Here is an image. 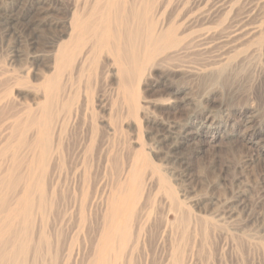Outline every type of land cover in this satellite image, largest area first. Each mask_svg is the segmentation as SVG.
<instances>
[{
  "label": "rangeland",
  "instance_id": "374dc122",
  "mask_svg": "<svg viewBox=\"0 0 264 264\" xmlns=\"http://www.w3.org/2000/svg\"><path fill=\"white\" fill-rule=\"evenodd\" d=\"M108 1L0 0V264H264V0Z\"/></svg>",
  "mask_w": 264,
  "mask_h": 264
},
{
  "label": "bare ground",
  "instance_id": "6f19581e",
  "mask_svg": "<svg viewBox=\"0 0 264 264\" xmlns=\"http://www.w3.org/2000/svg\"><path fill=\"white\" fill-rule=\"evenodd\" d=\"M114 3L115 2H113L111 0L108 1V3H106L107 4L106 8H104V9H107L106 14L105 15L103 14L104 18L98 19L95 22H90V21L85 22L84 21L85 25H83V22L81 21L80 17L74 18V21L72 23V31L70 34V37H71L70 40L72 42L73 37H77V36L80 37L83 32H86V33H89V36H92L93 39L97 40L96 42H101L103 40L106 42H109L111 44V50L114 53L116 61H117V63L120 64V68H119L120 71L125 73V72H128L126 70L127 69L126 66L128 64L131 65L132 63H135V65H136V63H140L141 61H143V62L145 61L144 57H146V55L149 51L148 50L149 47H151L153 44H155L156 40L158 38L156 39L155 35L153 34L151 36L145 37L144 40L140 43V40L142 38V37L140 38V36H141L140 30L134 29L132 27H128V28L124 29L122 27L121 23H123V22L121 20V16L118 15L120 18L118 16H116L117 15L116 12L118 10H116L114 12L112 11V7L113 8L115 7L118 9V7H116V5ZM120 12H118V13L120 14ZM93 13L94 12H92V14ZM131 16L134 19H139L140 14L138 12L131 10ZM142 51H143V53H142ZM141 55H143V60H141V58H140ZM122 81L125 83V79ZM53 86H54L53 82H51V83L49 82L48 85L45 86V88L47 87L49 89H52ZM47 91H48V89H47ZM48 93H50V92H48Z\"/></svg>",
  "mask_w": 264,
  "mask_h": 264
}]
</instances>
